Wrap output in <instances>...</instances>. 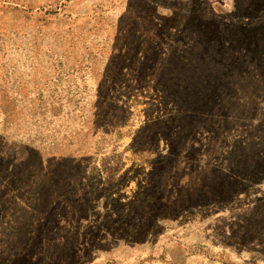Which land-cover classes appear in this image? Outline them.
<instances>
[{
	"label": "rangeland",
	"instance_id": "1",
	"mask_svg": "<svg viewBox=\"0 0 264 264\" xmlns=\"http://www.w3.org/2000/svg\"><path fill=\"white\" fill-rule=\"evenodd\" d=\"M0 264H264V0H0Z\"/></svg>",
	"mask_w": 264,
	"mask_h": 264
}]
</instances>
